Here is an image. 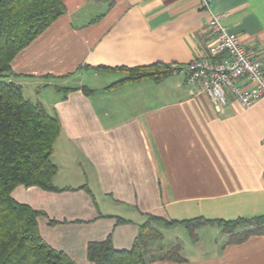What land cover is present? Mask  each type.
<instances>
[{
    "label": "crops",
    "instance_id": "1",
    "mask_svg": "<svg viewBox=\"0 0 264 264\" xmlns=\"http://www.w3.org/2000/svg\"><path fill=\"white\" fill-rule=\"evenodd\" d=\"M64 5L66 13L12 63L24 97L61 124L52 155L58 190L18 186L12 193L45 213L38 218L44 241L76 264H94L89 243L111 237L116 250H130L150 215L177 222L156 225L167 234L188 231L183 223L195 219L263 217L264 97L248 108L229 97L219 113L183 70L214 42L202 1ZM210 9L248 51L264 52V0H212ZM155 63L176 71L161 83L107 89L124 76L99 69ZM196 231L205 240L186 250L179 244L184 261L162 260L170 251L163 236L146 252L148 264H264V235L234 244L216 225Z\"/></svg>",
    "mask_w": 264,
    "mask_h": 264
},
{
    "label": "trees",
    "instance_id": "2",
    "mask_svg": "<svg viewBox=\"0 0 264 264\" xmlns=\"http://www.w3.org/2000/svg\"><path fill=\"white\" fill-rule=\"evenodd\" d=\"M66 13L64 0H0V264H76L64 253L51 248L42 238L38 218L45 213L17 202L12 193L18 186L38 187L54 192L58 166L52 155L61 132L59 118L40 102L23 95L20 84L11 79L14 59ZM122 80L107 89L143 80L161 83L176 69L164 63L119 67ZM65 93L75 88H64ZM86 93L92 91L85 88ZM158 223L177 222L149 216L130 250H116L111 237L87 246L94 264H148L146 247L163 239ZM194 232L205 224L218 226L230 243L241 244L253 236L264 235V216L235 221L195 219L183 223ZM178 244L162 260L184 261Z\"/></svg>",
    "mask_w": 264,
    "mask_h": 264
},
{
    "label": "built area",
    "instance_id": "3",
    "mask_svg": "<svg viewBox=\"0 0 264 264\" xmlns=\"http://www.w3.org/2000/svg\"><path fill=\"white\" fill-rule=\"evenodd\" d=\"M201 1L210 13L206 28L214 42L207 56L198 57L183 68L187 84L195 93L206 95L219 113L228 105L229 97L248 108L264 97V52L256 55L248 51L211 12L212 0ZM242 81L250 87H243Z\"/></svg>",
    "mask_w": 264,
    "mask_h": 264
},
{
    "label": "rangeland",
    "instance_id": "4",
    "mask_svg": "<svg viewBox=\"0 0 264 264\" xmlns=\"http://www.w3.org/2000/svg\"><path fill=\"white\" fill-rule=\"evenodd\" d=\"M73 84L74 82L72 81L69 85L73 86ZM158 229H160V227ZM183 231L184 230H181L179 228L175 230H171L170 234H167L165 230L163 232L161 231L165 240L170 243V250H173V248L176 247L178 244L182 245V247L186 250L188 247L192 245L193 242H196L197 240L198 241L205 240V237H203L200 234L198 235L197 231H195L194 234L190 233L189 231H186V232H183ZM222 233L225 234L224 232ZM159 242H162V240ZM153 243H156V242H153ZM153 243H150L146 247L145 252L151 251Z\"/></svg>",
    "mask_w": 264,
    "mask_h": 264
}]
</instances>
